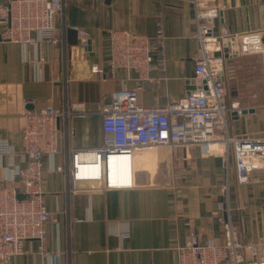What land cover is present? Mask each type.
Here are the masks:
<instances>
[{
  "label": "crops",
  "instance_id": "1",
  "mask_svg": "<svg viewBox=\"0 0 264 264\" xmlns=\"http://www.w3.org/2000/svg\"><path fill=\"white\" fill-rule=\"evenodd\" d=\"M67 1L57 18L61 37L57 45L0 38V139L15 151L13 156H0V185L7 168L24 163L25 111L53 104L70 112L59 118V150L45 158L44 167L45 202L52 219H57L47 224L46 245L61 253L60 264H173L191 231L202 242L224 243L219 218L225 214L223 186L228 173L231 219L245 243H263L264 162L249 183H239L234 159L227 162L221 144L218 150L203 144L140 150L133 159L129 188L105 189L99 182L75 186L65 172L55 170L69 163L72 149L102 144V105L113 93L137 84L134 71H109L111 30L154 36L158 25H164L167 65L142 82L141 105L176 102L197 83L192 0ZM213 4L221 12L219 29L227 25L237 34L264 29V0H215ZM70 28L87 31L90 45H82L78 32L70 35ZM39 58L45 61L33 62ZM93 65L102 72L94 73ZM32 98L38 101L35 106L24 103ZM248 109L242 116L229 115L231 134L264 138V104ZM40 244L27 241L24 253L13 256L9 264H53L40 252ZM252 255L246 251V256Z\"/></svg>",
  "mask_w": 264,
  "mask_h": 264
},
{
  "label": "built area",
  "instance_id": "2",
  "mask_svg": "<svg viewBox=\"0 0 264 264\" xmlns=\"http://www.w3.org/2000/svg\"><path fill=\"white\" fill-rule=\"evenodd\" d=\"M192 1L196 12L193 34L197 41L194 53L196 87L185 97L165 106L146 107L138 102L142 82L149 79L153 70L166 68L164 25H158L154 36L127 29L111 30L109 71L111 74L118 68L134 71L137 84L113 93L102 105V144L95 148L72 149L69 163L55 168L65 172L73 185L99 182L105 189L132 187L135 154L158 145L203 144L208 148L216 146L214 149L218 150L221 144L228 163L233 157L236 178L242 184L249 183L252 173L261 168L264 138H241L230 132L229 115L242 116L248 108L237 97L229 98L224 40L236 39L230 54H261L264 60V29L237 34L225 25L216 31L221 12L213 4L215 0ZM67 3V0L2 1L0 38L20 44L45 40L57 45L61 40L57 18L64 13ZM76 30L82 45L88 46L90 34ZM218 52L222 54L216 55ZM44 61V58L33 60L37 64ZM92 71L102 72L99 65H93ZM37 102L35 98L24 100L25 104L34 106ZM69 113L53 104L24 113V163L7 168L0 185V264H9L13 256L23 254L29 240H38L42 255L50 257L53 264H60L61 253L46 245L47 224L57 219H52L46 206L44 167L45 158L54 156L59 150V118ZM4 154L13 156L15 151L7 140L0 139V156ZM118 163H122L123 172L118 170ZM223 191L225 214L219 221L224 243L202 242L197 233L191 231L178 248L173 264H264V242L260 245L245 243L231 219L229 173ZM248 250L252 256H246Z\"/></svg>",
  "mask_w": 264,
  "mask_h": 264
},
{
  "label": "rangeland",
  "instance_id": "3",
  "mask_svg": "<svg viewBox=\"0 0 264 264\" xmlns=\"http://www.w3.org/2000/svg\"><path fill=\"white\" fill-rule=\"evenodd\" d=\"M229 98L246 108L264 104V60L261 54L238 55L225 60Z\"/></svg>",
  "mask_w": 264,
  "mask_h": 264
},
{
  "label": "water",
  "instance_id": "4",
  "mask_svg": "<svg viewBox=\"0 0 264 264\" xmlns=\"http://www.w3.org/2000/svg\"><path fill=\"white\" fill-rule=\"evenodd\" d=\"M216 24H217L216 31H218L219 30V27H218L219 26V23H218V21H217ZM68 33L70 35H72L73 33L76 34L77 33V30L70 28L68 30ZM89 45H90V42H89ZM231 46H236V39L235 38H232V41L231 42H228V40L225 39L224 40V55H225V57L231 58V57L240 55L239 53L230 54ZM89 49H90V47H89ZM221 54H222L221 52H218L216 55H221ZM194 88L195 87H193V89ZM189 93H190V91L187 94H189ZM249 110L250 109H245L244 113L248 112ZM20 197L22 198V195H20ZM259 249H261V247H259ZM255 259H256V257H255Z\"/></svg>",
  "mask_w": 264,
  "mask_h": 264
},
{
  "label": "bare ground",
  "instance_id": "5",
  "mask_svg": "<svg viewBox=\"0 0 264 264\" xmlns=\"http://www.w3.org/2000/svg\"><path fill=\"white\" fill-rule=\"evenodd\" d=\"M117 166H118V168H119L118 170H120V172H123V169H122V163H118Z\"/></svg>",
  "mask_w": 264,
  "mask_h": 264
}]
</instances>
